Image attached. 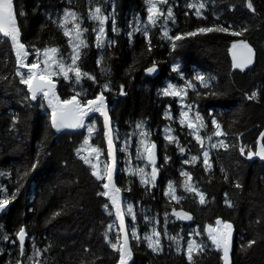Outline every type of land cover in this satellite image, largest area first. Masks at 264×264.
<instances>
[{"label": "trees", "instance_id": "obj_1", "mask_svg": "<svg viewBox=\"0 0 264 264\" xmlns=\"http://www.w3.org/2000/svg\"><path fill=\"white\" fill-rule=\"evenodd\" d=\"M193 2L196 0H168L164 4V9L172 8L175 23L169 20L165 25L161 18L157 26L147 25L151 51L142 32L128 35L137 22L142 27L146 21V0H14V10L21 41L30 52L27 63L37 60L36 49L47 47H57L65 62L70 63L69 38L53 22L63 17L65 9L76 12L81 27L88 29L83 36L88 47L82 49L78 64L96 81L82 78L76 84L71 73L70 80L63 75H55L52 80L61 100L80 93L77 98L82 102L95 98L103 91V85H109L104 96L116 146L115 184L121 189L124 210V204H131L136 217L133 220L125 216L132 248L129 264H189V240L205 245L203 253L194 255L195 264H223L220 251L206 234L217 219L233 226L231 264H264V160L249 159L246 154L257 149L264 130V0H251L255 12L247 8L248 0H206L202 12L207 19L198 18L195 9L187 7ZM96 7L115 19L118 31H112V19L105 24L106 39L114 41L111 46L96 47V22L89 18V12ZM213 25H231L232 30L246 27L248 31L243 36L213 32L187 37L178 42L175 51L170 41L163 38L165 27L169 35H175ZM240 40L251 44L256 53L254 64L244 70L233 69L229 57L232 44ZM15 59L11 43L0 36V76L8 77L0 80V172L5 173L0 175V198L16 193V199L0 216V264H15L17 259L33 264L27 259L33 256V244L41 250L48 249L36 258L40 264H117L118 253L104 238L107 231L115 242L119 232L109 200L98 195L104 191V181L92 175L91 167L77 153L85 138L84 129L57 131L51 127V110L44 99H25L27 87L15 76ZM153 62L157 71L150 75L146 69ZM174 67L178 71H173ZM197 75L211 78L209 88L201 86L195 79ZM187 81L196 87L187 89L184 101L207 125L200 135L224 140L229 145L227 150L208 147L210 171H205L203 164L204 148L191 130L174 118L175 99L162 95L168 83L180 85ZM121 85L126 94H121ZM252 92H257L256 99H247ZM94 118L96 132L91 143L100 146L104 150L102 158L109 160L102 120L100 116ZM213 118L226 135H213ZM141 122L143 129L136 128ZM166 128L172 129L171 135L178 138V144L165 139ZM141 131H146L148 141L156 145L159 172L154 186L141 184L138 175H130L125 169L128 165L151 171L147 160L137 158V152L142 151ZM123 142L127 146L122 151ZM241 146H246L245 155L239 152ZM192 156L198 160L184 163L191 161ZM37 160L39 163L32 170L31 165ZM181 172L190 173L191 183L206 195L205 204L199 203L195 193L184 190L186 177ZM170 182L176 195L183 197L179 203L165 195ZM237 182L243 187L236 188ZM226 200L232 202V207ZM105 204H109L108 210ZM174 209L189 213L192 219H178L172 214ZM57 212L60 215L55 216ZM109 224L114 225L110 231ZM133 225L140 240L131 239ZM20 227L28 234L25 257L19 256L18 242L11 243ZM153 229L161 233L160 252H153L143 239ZM197 232L200 234L195 235ZM4 235L9 240L2 239ZM169 236L177 237L178 244ZM250 240H256L252 247L247 246Z\"/></svg>", "mask_w": 264, "mask_h": 264}, {"label": "snow or ice", "instance_id": "obj_2", "mask_svg": "<svg viewBox=\"0 0 264 264\" xmlns=\"http://www.w3.org/2000/svg\"><path fill=\"white\" fill-rule=\"evenodd\" d=\"M148 4L147 8V25L153 27L157 26L158 21L161 17L164 18V24L166 25L169 20L172 23H175V17L171 7H168L165 11L158 5H164L168 3V0H146ZM247 8L255 12V8L251 0L247 2ZM189 9H195V15L198 18L207 19L204 16L202 10L206 8V0H196V2L189 3L187 5ZM23 14V13H21ZM89 18L98 23V26L93 29L95 32V41L97 48H103L106 45L111 46L114 41L106 39V30L105 24L112 19V31L116 32L118 29L115 25L114 17L105 15L101 7H96L94 10L89 12ZM81 18L78 14L70 9H65L63 17L59 21H53L57 23V26L63 30V35L68 37V44L72 49L71 55L69 56L70 63H66L64 57L60 54V50L57 47H47L44 49H36L37 60L33 63H27V58L30 55V52L26 45L21 41V32L18 26L17 13L14 10V0H0V33L4 37H7L11 41L12 50L15 53V76L19 77V83L27 87L28 95L25 99L35 101L39 96H42L45 101H47V106L51 109V127L60 131L62 129H77L85 127V117H88L90 113L98 112L104 118L103 124V135L106 138L107 143V156L110 163H105L103 170L100 169L98 163H93L91 156H95V159L99 161L101 155L104 154V150L100 146H92L90 144V138L92 133L95 131V126H88L89 136L84 139V146L78 150V154L82 151H87L88 155L81 156V159L85 164H89L92 168V175L98 180L104 181L102 187L104 191L99 192L98 195L108 197L110 200L111 208L114 209V214L116 221L119 222V232L113 242L109 236L108 232L104 233L105 241L109 246L118 253V262L117 264H129V261L132 258V248L130 246L129 231L128 226L125 223V216H131L135 220V213L133 211V206L131 204L127 205L126 211L122 207V202L120 199L121 189L117 187L114 182V172L116 171V156H115V147H114V136H113V126L110 121V117L107 111L106 98L104 96V91H109V85H103V91L95 96L93 99H89L86 102H82L77 97L80 96V93H76L69 99L61 100L60 97L55 92V84L52 81V77L55 75H63L65 80H70V73L74 75V82L79 84L82 78H87L96 81V77L88 72L82 71L81 67L78 64V61L81 58L82 49L88 47V43L83 38L84 33L88 31L86 28L81 27ZM68 24H72V27H67ZM147 25L144 27L139 26L137 22L136 26L133 27L132 32H129V37L132 36L133 32H142L143 35L148 39V50L151 51L152 45L149 37V30ZM163 38H166L170 41V45L173 51L178 47V42L183 41L187 37H195L197 35L208 34L213 32L220 33H230L233 36H243L245 32L248 31L246 27L239 30H232V26L224 25H213L208 27H197L193 31L186 33H178L175 35H169L168 29L165 27L162 29ZM233 52V66L240 68L241 70L246 69L249 65L254 63L255 50L251 44L245 40H240L232 44ZM239 53V54H238ZM42 57V59H41ZM103 57H101V60ZM43 64L44 67L41 69L40 64ZM99 64L100 61H97ZM22 69H27V71H22ZM173 71H178V68H173ZM107 71V69H104ZM157 71V65L155 62L152 63L151 67L146 69V72L151 74ZM7 76H0V80H7ZM205 89L209 88V81L211 78H206L203 75H197L195 77ZM196 85L192 81H187L184 87H178L173 84H168L166 88L162 90V95L179 97L182 101L187 96V89H195ZM121 94H126L123 90V85H121ZM199 95V93H197ZM257 92H252L247 96V99L253 100L256 99ZM43 106V105H41ZM191 104H185L184 108L188 109L187 111H181L180 124L181 126L187 125L188 129L192 130V135L201 148L204 147V137L200 135V130L207 127L204 122V118L197 112L194 117L189 118V111L192 109ZM168 118H171L170 116ZM212 126H214L213 135L216 137H221L226 135L222 129V125L218 122L217 119L213 118L211 120ZM136 128L143 129V123H138ZM166 133H171V128L165 129ZM148 133L146 131H141L140 136L143 139L140 140V146L142 151L137 152V158H143L148 161V164L151 166V171L146 172L145 168H137L135 170H130V175H139L140 183L144 185L152 184L154 186L159 169L156 166V145L154 142L148 141ZM165 139L169 143H177L178 138L169 134L165 136ZM211 141L212 137H207ZM257 149L255 151L248 150L247 157L249 159L259 157L261 160H264V133H261V140L257 142ZM212 148L221 147L228 149L229 145L224 142V140H219L218 144H211ZM126 150V149H122ZM181 153L184 152V148H180ZM239 152L241 155H245L246 146L239 147ZM203 164L205 166V171H210L212 164L210 163V156L208 151H203ZM198 160L197 156H192L191 161L185 160L184 163H191ZM39 161L31 165V169L35 170ZM28 173L26 172L25 175ZM0 175H5V173L0 172ZM181 175L186 177V180L183 183V188L189 193H195L199 197V203L201 205L206 203V195L201 192L198 187L191 183L192 177L188 172H181ZM227 179V177H226ZM236 188H242L243 186L240 183L234 185ZM6 191V190H5ZM19 189H17V192ZM165 195H169L171 200L176 201L177 203L183 199L182 196L176 195V188L170 182L168 184V192ZM16 199V193L11 194V196L5 195L0 198V212H3L7 206ZM225 203L232 207V202L226 200ZM105 209H109V204L104 205ZM173 215H175L180 220H191L192 216L183 211L177 212L173 210ZM55 216L60 215L59 212L54 214ZM109 215H113L112 211H109ZM216 224L218 227L209 226L206 231L208 233V239L211 240L212 245L216 247L217 250H222L223 252V262L224 264H231L230 260V251H231V242H232V230L233 226L230 223L221 221L217 219ZM113 224L107 226L110 231L113 228ZM122 234V235H121ZM199 235L200 233H194ZM131 239L140 240V236L137 234L135 226H132L131 229ZM161 233L153 229L151 235H145L143 239L147 242L148 247L152 249L153 252H160L163 250L161 240ZM15 239L11 243L16 244L18 241L19 247V256L25 257V241L28 238V234L24 227H20L15 234ZM155 237V239H154ZM170 240L177 242L178 238L175 236H169ZM4 240H9L7 235L2 237ZM182 239V238H181ZM256 243V240H250L248 242V247H252ZM34 249L33 256H28L27 259L32 261L33 264H40V261L36 259L41 256L44 251L48 249H39L36 246L32 245ZM179 251V247L177 248ZM205 251V245L202 242H197L196 240H189L187 242L186 255L189 264H195L194 255H199ZM15 264H23V260L17 259Z\"/></svg>", "mask_w": 264, "mask_h": 264}, {"label": "rangeland", "instance_id": "obj_3", "mask_svg": "<svg viewBox=\"0 0 264 264\" xmlns=\"http://www.w3.org/2000/svg\"><path fill=\"white\" fill-rule=\"evenodd\" d=\"M159 7H161L165 12H166V10L167 9H164L163 8V6L164 5H158ZM147 8H148V4H147ZM161 18H163V17H161ZM95 22V21H94ZM141 25H142V27H144L145 25H147V18H146V21L145 22H142L141 23ZM98 26V23L96 22V27ZM67 27H69V28H71L72 27V24H70V25H68ZM96 35V34H95ZM71 52H72V49H71ZM41 59H42V57H41ZM44 67V65L41 63L40 64V68L42 69ZM62 75V74H61ZM54 77V76H53ZM52 77V78H53ZM53 81V80H52ZM168 84H170V83H168ZM167 84V85H168ZM171 84H173V85H176V86H178V87H184V85L185 84H180V85H178V84H175V83H171ZM167 85H166V87H167ZM165 87V88H166ZM42 97V96H41ZM43 98V97H42ZM174 99H175V104H176V106H177V109H176V112H175V114H174V118H176L178 121H180V119H181V116H180V113H181V111H187L188 109H186V108H184V105L186 104L185 103V101H184V99H183V101L179 98V97H173ZM45 101V100H44ZM45 104L47 105V101H45ZM195 114H196V112L193 110V109H191V111H189V118H192V117H194L195 116ZM95 116H100V113H98V112H93V113H91V115L89 116V117H87L86 119H85V127H83L82 129H84V132H85V138L86 137H88L89 136V133H88V126H92V125H94L95 126V131L92 133V135H91V138H90V144L92 145V146H95L94 144H92L91 143V139H92V137H94V135H95V132H96V120H95ZM187 126V125H186ZM191 132H192V130H191ZM166 133V132H165ZM167 135H169V134H172V133H166ZM202 137H204V136H202ZM84 138V139H85ZM141 139H143V137H141L140 138V140ZM206 139V140H205ZM139 140V141H140ZM218 141L219 140H216V139H214V140H211V141H209L207 138H204V141H203V143H204V149H203V151H208V147H210L211 146V144H214V143H217L218 144ZM127 146V142H123L122 143V148H124L125 149V147ZM82 147H87V146H84V140H83V142H82V144L79 146V148H78V150L79 149H81ZM114 147H115V152H116V146H115V144H114ZM140 148H141V146H140ZM78 150H77V153H78ZM203 151H202V153H203ZM79 156H80V158H81V156H86V155H88V152L87 151H82V152H80L79 154H78ZM202 158H203V155H202ZM90 159H92V162L93 163H98L99 164V166H100V169L101 170H103V166H104V164L105 163H109V160H105V159H103L102 158V156H100V158H99V161H97L96 159H95V156L93 155V156H91L90 157ZM146 160V159H145ZM87 165H89V164H87ZM90 166V165H89ZM91 167V166H90ZM137 168H140V167H137ZM137 168H133L132 166H128V165H125V169H126V171H129L130 172V170H135V169H137ZM92 169V168H91ZM116 170H117V166H116ZM115 174H116V171H115ZM139 176V175H138ZM108 200H109V198H108ZM109 202H110V200H109ZM123 204V203H122ZM125 205V210H126V208H127V205H128V203H126V204H124ZM123 206V205H122ZM113 211H114V209H113Z\"/></svg>", "mask_w": 264, "mask_h": 264}, {"label": "water", "instance_id": "obj_4", "mask_svg": "<svg viewBox=\"0 0 264 264\" xmlns=\"http://www.w3.org/2000/svg\"><path fill=\"white\" fill-rule=\"evenodd\" d=\"M0 36L1 37H3L4 39H6V40H8L10 43H11V41H10V39L9 38H7V37H4L3 36V34L2 33H0ZM239 54V53H238ZM229 57H230V61H231V64H232V67H233V69H237V70H241L240 68H236V67H234L233 66V52H232V47L230 48V52H229ZM254 60H255V58H254ZM254 64V63H253ZM252 64V65H253ZM252 65H249L246 69H248V68H250ZM22 71H27V69H22ZM156 73V72H155ZM155 73H151L150 75H154ZM149 74V73H148ZM53 83L55 84V92H56V87H57V84L53 81ZM32 101V100H31ZM107 104V103H106ZM107 111H108V115H109V110H108V106H107ZM90 116V115H89ZM88 116V117H89ZM110 117V116H109ZM87 117H85V119H86ZM100 118H101V120H102V123L104 124V118H103V116L100 114ZM111 121V120H110ZM78 129H80V128H77V129H62V130H66V131H76V130H78ZM262 133H264V130H263V132ZM261 140V135H260V137H259V139H258V141H260ZM257 147H258V145H257ZM251 159H259V160H261L259 157H253V158H251ZM109 163H110V161H109ZM114 182H115V172H114ZM120 199H121V202H122V196H121V192H120ZM107 199H108V197H106ZM9 206V205H8ZM8 206H7V208H8ZM6 208V209H7ZM6 209L3 211V212H0V216L6 211ZM114 216H115V214H114ZM115 222H116V226H117V229H118V231H119V222L118 221H116V218H115ZM212 227H218V225L216 224V222H215V224H214V226H212ZM206 234L208 235V233H207V231H206ZM122 235V234H121ZM234 241H235V233H234V230H232V242H231V251H230V260H231V253H232V250H233V246H234ZM18 242V241H17ZM212 244V243H211ZM214 248H216L214 245H212ZM220 251V253H221V261H222V263L224 264V262H223V259H222V256H223V252H222V250H219ZM131 261V260H130ZM130 261H129V263H130Z\"/></svg>", "mask_w": 264, "mask_h": 264}, {"label": "bare ground", "instance_id": "obj_5", "mask_svg": "<svg viewBox=\"0 0 264 264\" xmlns=\"http://www.w3.org/2000/svg\"><path fill=\"white\" fill-rule=\"evenodd\" d=\"M89 115H91V113Z\"/></svg>", "mask_w": 264, "mask_h": 264}]
</instances>
